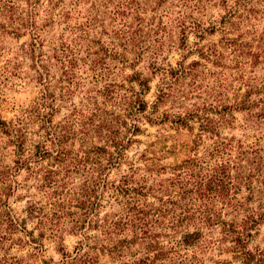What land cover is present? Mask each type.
<instances>
[{
    "label": "rangeland",
    "instance_id": "1",
    "mask_svg": "<svg viewBox=\"0 0 264 264\" xmlns=\"http://www.w3.org/2000/svg\"><path fill=\"white\" fill-rule=\"evenodd\" d=\"M0 264H264V0H0Z\"/></svg>",
    "mask_w": 264,
    "mask_h": 264
}]
</instances>
